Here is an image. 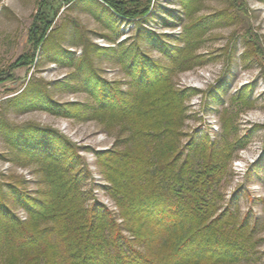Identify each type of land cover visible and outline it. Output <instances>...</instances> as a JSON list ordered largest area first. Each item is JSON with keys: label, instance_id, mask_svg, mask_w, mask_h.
<instances>
[{"label": "trees", "instance_id": "1", "mask_svg": "<svg viewBox=\"0 0 264 264\" xmlns=\"http://www.w3.org/2000/svg\"><path fill=\"white\" fill-rule=\"evenodd\" d=\"M54 1L40 3L29 49L12 70L32 64L35 52L57 32L51 29L60 6ZM62 1L74 0H56ZM102 1L119 17L134 21L146 14L139 3ZM182 2L187 8L189 1ZM141 23L136 20V40L149 34ZM244 39L264 64L260 37L248 33ZM121 56L132 77L133 88L126 95L83 61L88 65L87 91L97 104L90 116L116 133L115 148L96 153V159L118 213L90 203L92 191L83 190L90 173L78 167L75 146L64 137L38 126L8 129L14 148L40 167L46 188L32 195L20 188V181L0 180L2 264H235L256 248L248 218L238 220L232 211L239 193L219 207L224 200L219 187L241 141L232 143L225 136L219 146L218 141L193 137L183 145L188 93L176 90L167 71L148 60L138 43ZM31 87L28 83L19 101L33 97L55 110L45 85L33 93ZM18 208L26 212V220L15 214Z\"/></svg>", "mask_w": 264, "mask_h": 264}, {"label": "rangeland", "instance_id": "2", "mask_svg": "<svg viewBox=\"0 0 264 264\" xmlns=\"http://www.w3.org/2000/svg\"><path fill=\"white\" fill-rule=\"evenodd\" d=\"M43 1L0 0V180L20 181V188L32 195L46 188L40 167L14 148L8 129L48 128L75 146L78 167L90 173L83 184V190L92 191L90 203L118 213L96 159V153L115 148L116 133L90 116L97 104L87 91L88 65L83 61L126 95L133 85L121 55L138 43L148 60L167 71L170 84L188 93L183 145L193 137L218 141L219 146L225 136L232 143L241 141L219 187L224 197L219 207L239 193L232 211L238 220L248 218L258 244L235 264H264V64L244 39L257 34L264 51V0H188L187 8L182 0H115L146 9L136 20L149 34L139 40L136 20L107 10L102 0H55L60 6L51 29L57 32L35 52L32 64L12 70L29 49L30 30ZM28 83L32 93L45 85L55 110L40 106L37 98L19 101ZM15 214L23 221L28 218L20 208Z\"/></svg>", "mask_w": 264, "mask_h": 264}]
</instances>
